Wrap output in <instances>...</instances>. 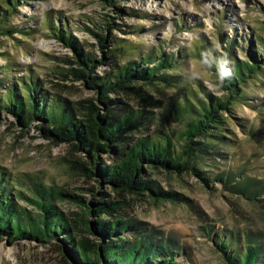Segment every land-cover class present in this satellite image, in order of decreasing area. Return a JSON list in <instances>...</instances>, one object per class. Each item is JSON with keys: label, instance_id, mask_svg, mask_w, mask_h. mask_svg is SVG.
I'll return each instance as SVG.
<instances>
[{"label": "rangeland", "instance_id": "obj_1", "mask_svg": "<svg viewBox=\"0 0 264 264\" xmlns=\"http://www.w3.org/2000/svg\"><path fill=\"white\" fill-rule=\"evenodd\" d=\"M7 24L21 32L14 30L12 35L0 37V78L4 85L33 76L49 98L65 100L77 113H82L79 102L93 98L94 93L82 82L57 73L59 68L76 65L70 63L75 59L74 47L58 40L56 30L69 32L83 54L100 61L92 76H102L123 61L131 57L136 60L150 50L173 54L176 63L165 71L174 77L173 85L142 86L160 101L161 107L153 108L155 120L147 130L132 133L134 138L147 134L158 137L167 129L177 135L182 123L167 125L159 117H164L167 102L182 88L194 90L200 85L213 96L223 95L218 75L196 57L198 48L206 45L209 56L222 58L226 67L234 59L247 60L251 52L262 58L260 50H264V0H114L110 4L103 0H26L18 4ZM92 32L106 35L111 41L108 47L101 48ZM118 97V106L137 105L133 94ZM244 98L224 113L223 133L228 142L214 146L218 155L204 154L197 162L207 181L190 171L181 175L150 172L159 187L182 193L185 202L155 203L144 196H125L128 217L174 240L180 250L173 264H226L213 241L220 232L240 239L244 234L254 235L264 245V199L252 202L229 193L221 182L211 181L217 173L231 171L264 183V68L248 79ZM38 123L31 120L24 128L10 113H0V169L11 176L37 179L91 198V192L85 189L96 182L66 163L83 162V154L68 143L45 138ZM99 160L111 161L108 154H102ZM98 190L106 191L110 197L114 194L103 185ZM17 202L31 209L19 197ZM55 204L64 213L78 211L68 201ZM63 247L58 240L10 243L0 239V264H66L70 259Z\"/></svg>", "mask_w": 264, "mask_h": 264}, {"label": "trees", "instance_id": "obj_2", "mask_svg": "<svg viewBox=\"0 0 264 264\" xmlns=\"http://www.w3.org/2000/svg\"><path fill=\"white\" fill-rule=\"evenodd\" d=\"M0 1L5 6L4 9L0 3V37L12 35L14 30L21 32L10 29L7 22L18 4L26 0ZM103 1L110 4L114 0ZM92 33L101 48L108 47L111 41L106 35ZM54 35L75 50V59L70 63L76 67L59 68L57 73L82 82L93 91L94 97L79 102L82 113H77L65 100L49 98L33 76L27 80L17 78L7 86L0 78V113H10L24 128L31 120H37L45 138L70 144L85 159L66 160L68 167L94 180L96 185L85 189L92 194L87 199L57 185L11 176L0 169V239L10 243L58 240L69 255L66 264H173L180 250L174 240L157 235L154 229L128 217L124 211L128 204L125 196L136 199L144 196L155 203L185 202L182 193L159 187L150 172L181 175L190 171L207 181L197 162L204 154L218 155L214 146L228 142L223 133L224 113L230 112L236 101L245 100V84L264 68V50H260L262 58L251 52L247 60L234 59L226 67L222 58L209 56L206 45L198 48L196 57L218 75L217 84L223 95L213 96L200 85L194 90L182 88L167 102L164 117H159L167 125L181 122L177 135L167 129L158 137L147 134L134 138L132 133L147 130L155 120L153 108L161 107L160 101L142 90V86L173 85L174 77L165 71L176 63L174 55L150 50L136 60L131 57L123 61L102 76H92L100 61L83 54L69 32L56 30ZM226 42L231 43L227 39ZM116 49L121 51L120 46ZM112 94L116 96L111 97ZM121 94H133L137 105L118 106ZM102 154H108L111 161H100ZM241 175L242 172L221 171L211 181L221 182L229 193L252 202L263 200L264 183ZM102 185L113 196L98 190ZM18 197L31 209L19 204ZM58 201H68L78 211L69 214L60 211L55 204ZM126 232L133 235L127 237ZM213 241L226 264H264V245L257 236L244 234L240 239L220 232Z\"/></svg>", "mask_w": 264, "mask_h": 264}]
</instances>
